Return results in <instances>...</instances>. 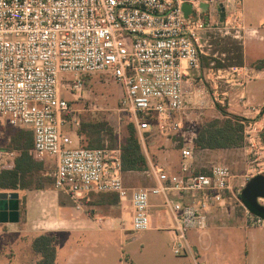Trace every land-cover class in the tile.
<instances>
[{
	"label": "built area",
	"instance_id": "obj_1",
	"mask_svg": "<svg viewBox=\"0 0 264 264\" xmlns=\"http://www.w3.org/2000/svg\"><path fill=\"white\" fill-rule=\"evenodd\" d=\"M185 4L193 8L188 17ZM243 5L244 0H0V118L33 129L35 158L56 159L55 188L78 208L88 194L115 193L132 205V230L140 232L152 228L151 196H164L175 219L172 252L195 256L188 234L205 233L211 212L225 209L233 197L240 199L252 178L238 189L227 165L198 172L194 150L185 147L177 173L164 178L165 169L152 165L147 172L155 186L128 187L121 150L73 146L64 130L65 115L72 111L70 97L83 91L85 77L108 74L140 133L151 131L155 119L165 136L180 131L183 120L173 123V117L185 112L189 94L206 103L210 97L198 88L190 93L186 86L191 72L202 68L201 33L210 29L242 41ZM14 155L0 150V170L4 159ZM169 191L179 198L172 199ZM242 206L247 225L264 228V219ZM194 264L205 263L195 257Z\"/></svg>",
	"mask_w": 264,
	"mask_h": 264
},
{
	"label": "crops",
	"instance_id": "obj_2",
	"mask_svg": "<svg viewBox=\"0 0 264 264\" xmlns=\"http://www.w3.org/2000/svg\"><path fill=\"white\" fill-rule=\"evenodd\" d=\"M247 1L244 0L243 5L246 35L242 41L235 40L243 47L244 64L226 68H213L210 67L211 63L204 66L210 60L219 61V58H215L214 55L209 57L210 52L209 49L206 50V47L209 46L208 41L212 31L205 29L201 33L202 68L199 74L196 71L191 72L190 76L186 78V86L191 93L195 83L193 80L197 75L200 76V81L203 82L205 79L209 85L207 87L209 88L208 94L210 97L212 96V100H217L220 103L225 102L226 108L231 114L248 119L251 126H259L264 124V116L259 119L264 107V46L262 45L264 43V10L249 11V2ZM202 6L205 11L206 5ZM213 22H216L215 18ZM235 67L241 68V72L234 73L233 68ZM197 85L198 83H196ZM215 93L218 95L217 98L213 96ZM197 97L199 95H196ZM236 105H240L241 109H236L239 108L235 107ZM0 121L5 122L1 118ZM77 139H79L78 134ZM77 142L78 140H73V144ZM5 151L15 153V155L5 158L1 163L2 167L14 162L18 156L16 151ZM207 151L216 154L224 150H202L201 153ZM39 161L42 162L41 173L54 179L57 169L56 159L48 156ZM167 165L159 166L167 169ZM212 167L208 170L210 171ZM166 172L167 170H165ZM137 174L139 172H131L127 176ZM125 179L126 186L136 187L127 184ZM156 184L157 182L151 187ZM16 192L20 195L19 221L0 224L13 225L20 232L19 234L34 233L27 244V248L29 250L31 248L33 251L32 255L34 254L32 241L35 237L41 234L55 235L57 237L55 264H94L99 259L98 256H102V258L106 256L109 245L108 238L111 237L104 236V233L114 231V222L116 221L127 223V221L132 222L133 220L132 205L130 202H122L115 193L88 194L81 201V207L78 208L77 203L67 194L55 188L54 182L41 190ZM168 193L175 200L179 198L175 191ZM164 202V196H151L149 210L151 226L153 229L166 231L170 235V229L175 225L174 213L169 207H165ZM126 209H130V211H126ZM188 241L194 247L195 256L194 254L179 256L180 262L165 264H194L195 257L205 264H264V228L248 226L245 211L244 213L224 211L221 208L212 211L207 231L205 233L190 232ZM98 249L102 251V254H98ZM35 255L32 264H36L40 258L36 253Z\"/></svg>",
	"mask_w": 264,
	"mask_h": 264
},
{
	"label": "rangeland",
	"instance_id": "obj_3",
	"mask_svg": "<svg viewBox=\"0 0 264 264\" xmlns=\"http://www.w3.org/2000/svg\"><path fill=\"white\" fill-rule=\"evenodd\" d=\"M249 11L253 9L264 10V0H248ZM235 40L231 37H221L217 32H210L208 45L210 55L225 64L227 63L226 54L222 49L226 46H232ZM238 43V42H237ZM264 46V43H262ZM215 68L217 61H207L204 66L210 65ZM203 64V61H202ZM203 66V67H204ZM199 74V71H196ZM200 81V76H196L193 80V90L201 88L208 92L207 83ZM84 89L75 97H70L72 111L68 113L65 120L64 130L68 132L73 140H78L73 146H82L80 138L77 139V128L81 126L82 121L93 119L96 121H106L110 123L116 131L115 143L106 139L103 149H120L119 144L125 141L128 136V125L134 121L133 115L128 110H123L121 105V90L116 80L108 74H96L87 76L84 79ZM196 83L198 85L196 86ZM67 96L69 95L66 93ZM189 102L187 108L182 115H174L173 123L178 120H183V128L180 131H173L172 135L165 136L155 126L151 131L140 133L138 135L142 141L143 149L149 161L152 155L157 156L158 166L167 165V172L161 176L164 178L171 177L179 171L181 150L185 147H191L194 150L195 165L198 172L208 170V168L217 164H224L230 167L232 172L237 177V188L244 183L247 178H253L258 175H264V172L259 173V164L264 163V124L259 126H251L250 123L244 121L245 141L241 147L230 148L219 153L211 151H197L194 145V139L198 132L208 123L219 120L221 123L226 117L220 113L216 107V102H213L209 97L207 103L203 99L194 95L188 97ZM220 103V102H218ZM226 109V103H220ZM236 109H241L240 105ZM246 118V117H245ZM79 123V124H78ZM78 124V125H77ZM156 125V124H155ZM8 125L6 122L0 121V148L7 142ZM251 134V136H249ZM113 148H112V147ZM2 150V149H0ZM4 150V149H3ZM49 159V158H48ZM39 160V159H38ZM150 162V166H152ZM264 166V164H262ZM264 167H262V170ZM258 173V174H257ZM129 177V178H128ZM125 180L130 186L136 187H151L156 183V179L148 172H139L137 175L128 176ZM174 196V194H172ZM173 199V197H171ZM264 205V199H260ZM126 211H130L126 209ZM224 211L243 212L245 209L242 202L237 197H233L231 202L226 205ZM115 230L104 233L108 238V247L106 256H98V260L94 264H165L169 262L181 261L179 256L172 252L170 235L168 232L157 229H149L146 231L135 232L132 230V222L121 223L114 222ZM126 228V229H124ZM13 225L0 224V264H32L33 258L36 257L35 252L27 248L28 241L31 240L34 233L26 235L19 234ZM189 235V234H188ZM16 244V245H15ZM62 250V248H60ZM98 254L102 251L98 249ZM32 255V256H31ZM2 263V264H3Z\"/></svg>",
	"mask_w": 264,
	"mask_h": 264
},
{
	"label": "trees",
	"instance_id": "obj_4",
	"mask_svg": "<svg viewBox=\"0 0 264 264\" xmlns=\"http://www.w3.org/2000/svg\"><path fill=\"white\" fill-rule=\"evenodd\" d=\"M222 52L226 54L227 63L217 61L215 68L241 66L244 64L243 47L237 42L232 46L224 47ZM217 109L226 117L221 123L219 120L212 121L203 127L194 139L197 151L202 150H227L241 147L245 141L244 121L250 122L238 115L231 114L227 108L216 103ZM264 116V107L259 119ZM68 114L65 115V120ZM154 120V127L157 126ZM156 124V125H155ZM82 147L103 148L106 139L112 143L117 141L114 127L106 121L93 119L84 120L77 128ZM8 140L1 146L4 150H12L18 153L14 162L4 165L0 170L1 191H26L41 190L46 188L54 179L48 178L41 173L42 162L34 156V131L28 127L9 126ZM264 138V133L262 135ZM112 147V146H111ZM114 147V146H113ZM112 147V148H113ZM121 150L123 180L131 172H145L150 169V162L158 166L157 156L152 155L149 161L144 152L142 141L138 135L137 126L132 121L128 125V136L119 144ZM209 174V170L201 171ZM244 190V189H243ZM243 192V191H242ZM242 201V193L240 195ZM34 252L39 255L36 264H55L57 258V237L52 234H41L32 241Z\"/></svg>",
	"mask_w": 264,
	"mask_h": 264
},
{
	"label": "water",
	"instance_id": "obj_5",
	"mask_svg": "<svg viewBox=\"0 0 264 264\" xmlns=\"http://www.w3.org/2000/svg\"><path fill=\"white\" fill-rule=\"evenodd\" d=\"M203 7V6H202ZM201 7V8H202ZM207 8V6H206ZM201 10L204 11L202 8ZM185 16L193 13L191 4L183 6ZM264 175L253 177L242 192L243 205L254 215L264 219ZM20 195L16 191L0 192V223H17L20 217Z\"/></svg>",
	"mask_w": 264,
	"mask_h": 264
}]
</instances>
